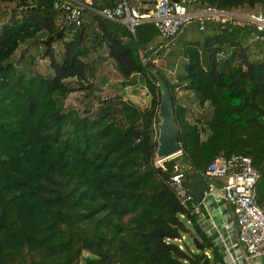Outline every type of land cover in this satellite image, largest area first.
I'll return each mask as SVG.
<instances>
[{
	"label": "trees",
	"instance_id": "obj_1",
	"mask_svg": "<svg viewBox=\"0 0 264 264\" xmlns=\"http://www.w3.org/2000/svg\"><path fill=\"white\" fill-rule=\"evenodd\" d=\"M55 1L0 0L16 4L0 31V264H226L169 181L176 169L187 179L197 170L204 174L217 156H249L259 171L255 195L264 205V59L253 43L264 48L239 40L250 31L246 24L206 21L218 32L184 49L181 77L200 108L211 111L190 121L154 62L163 51L145 50L159 36L153 23L136 25L133 35L97 12L122 0H92L95 11L72 27ZM194 6L264 12V0H196ZM31 41L33 71L11 58ZM102 49L123 86L142 78L148 106L120 95L90 109L66 104L72 93L91 90V55ZM40 52L49 59L46 73L37 68ZM157 77L171 91L181 149L180 163L175 156L162 166L155 159Z\"/></svg>",
	"mask_w": 264,
	"mask_h": 264
},
{
	"label": "built area",
	"instance_id": "obj_2",
	"mask_svg": "<svg viewBox=\"0 0 264 264\" xmlns=\"http://www.w3.org/2000/svg\"><path fill=\"white\" fill-rule=\"evenodd\" d=\"M196 0H155L151 10L141 13L122 0L115 8L97 11L103 17L127 26L135 35V26L143 22L153 23L164 43L174 38L181 29L196 21L203 29L205 22L224 23L234 19L239 25L250 27L252 41L264 48V12L262 10L224 11L215 7L195 9ZM55 8L62 12L66 25L79 27L84 22L85 13L94 10L92 0H56ZM95 11V10H94ZM244 22V24H243ZM167 50V46L160 45ZM166 158L157 159L162 166ZM204 176L208 188L198 203L189 189V179L182 170L176 169L170 177V185L183 205L190 204L194 213L208 200H223L235 219L236 238L241 246V254L230 258L235 264H264V205L257 201L255 187L259 171L249 156L233 154L229 157L217 156L207 166ZM240 259V260H239ZM226 262V261H225ZM241 263V264H242Z\"/></svg>",
	"mask_w": 264,
	"mask_h": 264
},
{
	"label": "rangeland",
	"instance_id": "obj_3",
	"mask_svg": "<svg viewBox=\"0 0 264 264\" xmlns=\"http://www.w3.org/2000/svg\"><path fill=\"white\" fill-rule=\"evenodd\" d=\"M153 0H127L130 7H139L150 5ZM15 3H5L0 4V31L4 23L9 19L10 13L15 12ZM241 10V9H240ZM249 10V9H247ZM254 10H260V8H255ZM246 11V10H245ZM244 24V22H243ZM199 23L193 21L185 25L181 31L170 41H165V47H169L168 50L163 47L161 50L162 54L155 55V64L162 71L164 78L168 81L172 89H174V96L177 105L185 109L187 118L190 121L199 118V116L209 115L211 109L206 105L200 108L198 102L193 96V93L184 87V80L181 75L186 76L184 71L185 62L187 59L184 54V49L191 43L199 42L203 44L207 36H211L212 30L208 28L209 26H204L203 29H198ZM214 28V27H213ZM215 29V28H214ZM70 38V37H69ZM252 36L249 30H243L239 34V40L243 45H249L252 43ZM160 39L156 37L151 43H149L145 50L148 54L158 53L160 50L158 48V43ZM163 42H159L160 45H164ZM259 48V54L263 56L264 59V49L259 45L253 43ZM36 44L31 41L26 44H20L17 50L12 55V60L18 64L19 67L26 66L29 71H33V65H30V55L35 53ZM159 49V50H158ZM262 50V51H261ZM43 52V49H42ZM40 52L37 56L38 66L42 72H48L49 59ZM107 51L105 49L98 50L91 55V59L95 61L96 67L94 68V75L90 77L89 83L92 84L91 90H86L87 92L77 91L72 93L66 100V104L76 110L90 109L91 105H99V101L103 99H114L115 96L120 95L124 100H130L134 102L139 107L148 106L150 103V93L146 88L142 78L138 79L135 85L123 86L124 79L116 71L115 66L106 56ZM105 58V59H103ZM207 60L206 51L202 50V61ZM185 78V77H184ZM73 85H77L76 79L71 80ZM95 108V107H94ZM176 156V157H175ZM179 153L170 158H176L179 162ZM180 163V162H179ZM189 244L190 239L186 237L185 239Z\"/></svg>",
	"mask_w": 264,
	"mask_h": 264
},
{
	"label": "water",
	"instance_id": "obj_4",
	"mask_svg": "<svg viewBox=\"0 0 264 264\" xmlns=\"http://www.w3.org/2000/svg\"><path fill=\"white\" fill-rule=\"evenodd\" d=\"M157 80L160 91V103L157 110L156 160L168 159L181 151L178 143L179 128L174 117L171 91L161 77H157ZM188 185L195 200L200 203L208 188L204 174L197 170L191 176ZM192 243L196 250L202 248V243L197 237L192 238Z\"/></svg>",
	"mask_w": 264,
	"mask_h": 264
},
{
	"label": "crops",
	"instance_id": "obj_5",
	"mask_svg": "<svg viewBox=\"0 0 264 264\" xmlns=\"http://www.w3.org/2000/svg\"><path fill=\"white\" fill-rule=\"evenodd\" d=\"M137 2H139V0H137ZM139 4L141 5L140 2ZM133 8L140 10V9L150 8V6L149 7L145 6V8L144 6L142 8H140V6L133 7ZM194 8L200 9V6L198 7L194 6ZM239 26H242V25H239ZM208 28L212 30V32L210 33L211 36L215 34L216 32H218V27L217 28L214 27L215 29L213 27H208ZM159 42L161 43L162 40L160 39ZM159 42H157L158 43L157 45H158V48L161 50ZM168 49L169 47L167 48V50ZM205 205H206L205 207L201 205L199 208V211L196 213L200 225L202 226L204 231L207 233V235L211 238V240L214 242V244L220 249L224 257V260L226 261V264H235L230 261V258L240 256L241 246L238 243L237 238H236L235 219L231 215L230 209L227 207L225 202L221 199L220 200H208L206 201ZM239 263L241 264L242 261H240Z\"/></svg>",
	"mask_w": 264,
	"mask_h": 264
},
{
	"label": "clouds",
	"instance_id": "obj_6",
	"mask_svg": "<svg viewBox=\"0 0 264 264\" xmlns=\"http://www.w3.org/2000/svg\"><path fill=\"white\" fill-rule=\"evenodd\" d=\"M180 153V152H179ZM173 157V156H172ZM189 183V182H188Z\"/></svg>",
	"mask_w": 264,
	"mask_h": 264
}]
</instances>
